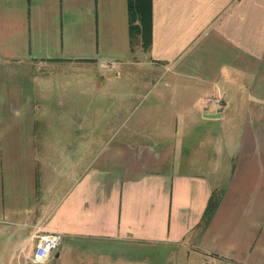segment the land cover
Here are the masks:
<instances>
[{
    "label": "crops",
    "instance_id": "obj_1",
    "mask_svg": "<svg viewBox=\"0 0 264 264\" xmlns=\"http://www.w3.org/2000/svg\"><path fill=\"white\" fill-rule=\"evenodd\" d=\"M135 42L127 0H0V264H34L38 232L61 235L40 264H264V0H152Z\"/></svg>",
    "mask_w": 264,
    "mask_h": 264
},
{
    "label": "rangeland",
    "instance_id": "obj_2",
    "mask_svg": "<svg viewBox=\"0 0 264 264\" xmlns=\"http://www.w3.org/2000/svg\"><path fill=\"white\" fill-rule=\"evenodd\" d=\"M133 47L135 48V52H137V50H140V45L139 43H134ZM78 65L76 64L74 67H77ZM127 69L128 68H135V66L133 64L130 65H126L125 66ZM71 69H75V68H71ZM62 78H66V79H72V82H77V80H79L80 78H77L75 76H63ZM70 91V95L73 96L72 97V101L75 105L77 106H82V102L85 103V108H89L90 111V115H97L96 112H98L101 108L105 107V103H106V97H108L107 95L103 96V94L101 93H83L81 95L80 92V88H78L75 85H71L69 87ZM163 94H168V92H163ZM68 99H66L67 101ZM134 102V100L132 101ZM94 106V107H92ZM98 116V115H97ZM92 119V118H91ZM96 119V118H95ZM132 118L128 119V124L127 126H129L132 122ZM118 120H114L111 126L113 129H116L119 127L120 123H118ZM204 125H201L200 127H202ZM204 128V127H202ZM220 129H224V127H219ZM220 180H218L219 182ZM217 182V183H218ZM220 184H217V188H220ZM105 245L104 248H110L111 246H115L113 248H115L116 252H114V254L116 255H120L123 258H129V256H131L132 258H136L137 261H144L145 264H205L203 261H199L198 258L196 257V255L194 254V249L192 248H184V247H179V246H163V245H152V246H144V245H132L131 249H132V253H128V252H124V248L121 247L122 245H118V244H114V245H110V244H103ZM101 246V245H98ZM102 247V246H101ZM136 247V253H134V249ZM8 253H2L0 252V263L1 262H5L6 256ZM134 261V259H132ZM209 264V263H207Z\"/></svg>",
    "mask_w": 264,
    "mask_h": 264
},
{
    "label": "trees",
    "instance_id": "obj_3",
    "mask_svg": "<svg viewBox=\"0 0 264 264\" xmlns=\"http://www.w3.org/2000/svg\"><path fill=\"white\" fill-rule=\"evenodd\" d=\"M127 7L131 42L137 39L140 47L147 51L152 42V0H127ZM218 201L219 193L213 191L201 217V226L208 223Z\"/></svg>",
    "mask_w": 264,
    "mask_h": 264
},
{
    "label": "built area",
    "instance_id": "obj_4",
    "mask_svg": "<svg viewBox=\"0 0 264 264\" xmlns=\"http://www.w3.org/2000/svg\"><path fill=\"white\" fill-rule=\"evenodd\" d=\"M103 68L112 69L116 66V62L113 60L103 61L101 63ZM211 100L207 98V101ZM218 103V100H215ZM35 246L31 256V262L34 264H40L46 259H48L53 252L58 248L61 243V235L58 233H35ZM205 264L207 262L202 259Z\"/></svg>",
    "mask_w": 264,
    "mask_h": 264
},
{
    "label": "water",
    "instance_id": "obj_5",
    "mask_svg": "<svg viewBox=\"0 0 264 264\" xmlns=\"http://www.w3.org/2000/svg\"><path fill=\"white\" fill-rule=\"evenodd\" d=\"M214 116V115H213Z\"/></svg>",
    "mask_w": 264,
    "mask_h": 264
}]
</instances>
